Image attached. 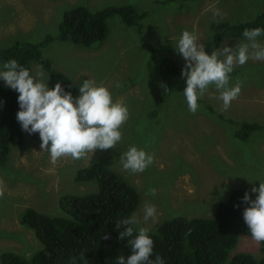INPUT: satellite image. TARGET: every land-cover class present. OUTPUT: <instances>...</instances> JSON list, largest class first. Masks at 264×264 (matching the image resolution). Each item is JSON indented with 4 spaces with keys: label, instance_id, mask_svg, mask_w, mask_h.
Returning a JSON list of instances; mask_svg holds the SVG:
<instances>
[{
    "label": "rangeland",
    "instance_id": "1",
    "mask_svg": "<svg viewBox=\"0 0 264 264\" xmlns=\"http://www.w3.org/2000/svg\"><path fill=\"white\" fill-rule=\"evenodd\" d=\"M0 0V51L16 43L40 44L47 36L56 39L43 47L54 67L74 81L85 79L110 86L113 99L129 109L122 127V141L115 149L96 150L90 158L64 157L52 163L42 152L39 133L24 131L25 141L13 146L6 165H0V179L6 185L0 199V264L5 254L14 252L27 261L43 248L35 231L22 224V213L33 208L48 215L62 214L64 195H84L99 190L97 180L81 181L77 175L92 163H102L120 173L140 194L134 214L148 232L170 218L211 217L221 200L237 187H259L264 182V128L247 141L236 136L242 122L264 126V61L249 60L236 65L229 86L241 84V92L231 106L222 110L220 92L210 86L199 99V110H188L183 91H174L160 103L161 71L145 39L162 48L183 69L185 60L175 48L184 30L197 35L210 55L215 48H235L245 38H225L219 47L215 37L228 26L245 23L264 12V0ZM85 6L91 11L111 7H133L145 13L140 19L143 36L135 26L127 25L120 14L108 19V37L90 46L58 39L59 27L68 10ZM30 8V14L25 11ZM221 15L214 17L213 10ZM30 25L31 29L22 27ZM264 45V36L258 38ZM4 62L0 61V65ZM43 70L51 88L48 69L32 62V74ZM0 82L7 86L2 78ZM120 87L116 88L115 83ZM8 87V86H7ZM211 108H215L213 113ZM218 113L227 119L218 117ZM131 146L154 154L153 164L143 173L123 169L121 156ZM155 188L156 195H145ZM255 197L258 193L253 192ZM146 204L154 205L156 215L143 220ZM249 252L262 256L261 243L252 236L240 235L231 254Z\"/></svg>",
    "mask_w": 264,
    "mask_h": 264
},
{
    "label": "trees",
    "instance_id": "2",
    "mask_svg": "<svg viewBox=\"0 0 264 264\" xmlns=\"http://www.w3.org/2000/svg\"><path fill=\"white\" fill-rule=\"evenodd\" d=\"M169 1L174 0L166 2ZM114 14H120L127 25L135 26L143 36L144 26L140 19L145 13L133 7H111L94 12L85 6H75L68 10L61 22L58 39L83 46L103 41L108 37V19ZM256 27L264 28V12L248 22L230 25L218 33L216 46L219 47L225 38H244L242 33L245 29ZM55 39L49 35L40 44L16 43L0 51V61L15 59L32 74L31 63L36 60L48 69L52 87L60 82L65 91L76 97L82 83L55 69L51 59L43 53V47ZM142 46L160 68L162 89L159 101L163 104L174 91L185 88L182 69L162 48L145 39ZM18 95L0 82V165L7 164L13 146L22 145L25 141L24 130L16 119ZM211 110L216 112L215 108ZM218 117L227 119L219 113ZM241 124L236 136L243 141L264 128L256 122ZM77 179H95L99 190L91 194L64 195L61 200L62 214L48 215L33 208L26 209L20 221L35 231L43 248L33 255L30 262L17 253L8 252L3 264H117V257L123 255L127 258L131 254L128 240L138 234L137 226H134L133 237L121 240L119 234L125 228L121 222L133 215L140 204L138 190L120 173L97 162L82 168ZM246 191L252 199L256 198L246 187H238L219 202L213 216H178L160 224L157 232H148L154 241L150 259L155 261L159 255L165 264H264V242H261L260 258L249 252L231 254L240 235L251 236L243 218L245 208L250 206L243 200ZM106 235L109 238L105 239Z\"/></svg>",
    "mask_w": 264,
    "mask_h": 264
},
{
    "label": "clouds",
    "instance_id": "3",
    "mask_svg": "<svg viewBox=\"0 0 264 264\" xmlns=\"http://www.w3.org/2000/svg\"><path fill=\"white\" fill-rule=\"evenodd\" d=\"M219 15L220 10L214 9L213 16ZM242 35L247 43H239L235 48H215L209 55L196 34L188 30L182 32L175 48L186 62L181 77L185 80L183 95L191 113L195 114L199 110L198 101L210 86L220 92L222 110L226 111L241 92L240 83L229 86L234 67L243 66L250 59L264 61V45L258 42V38L264 36V28L245 29ZM43 77L42 69L33 75L15 59L0 65V78L19 93L16 119L24 131L29 134L39 133L42 152L50 154L52 163L64 157L73 160L90 158L89 154L93 156L98 149L116 148L122 141L121 129L130 114L125 104L113 99L110 86L97 85L94 81L85 79L78 89L79 95L73 97L60 82L50 88L47 84L49 77L46 81ZM115 87L119 88L120 83L116 82ZM153 162L154 154L136 146H131L121 156L123 169L132 174L143 173ZM5 191L6 185L0 179V199L4 197ZM250 191L258 195L252 199L250 193L245 192L243 200L250 206L245 208L243 218L253 240L261 243L264 242V182H260L258 188L253 186ZM156 194L155 188H150L145 193L152 196ZM143 212V220L146 222L156 215V208L146 204ZM121 223L125 228L120 232L119 238L124 240L126 237H133L134 226H139L141 219L133 214ZM107 238L109 237L106 235L105 239ZM128 243L131 254L127 258L123 255L117 257V264H165L159 255L155 257V261L150 259L154 241L147 228L139 227L138 234L129 239Z\"/></svg>",
    "mask_w": 264,
    "mask_h": 264
},
{
    "label": "crops",
    "instance_id": "4",
    "mask_svg": "<svg viewBox=\"0 0 264 264\" xmlns=\"http://www.w3.org/2000/svg\"><path fill=\"white\" fill-rule=\"evenodd\" d=\"M26 1H28V0H25V2H21V7L24 9V7H25V5H26ZM27 14H30V8H28V10H26L25 11ZM23 29H25V30H29V29H31V26L30 25H24L23 27H22ZM54 66V65H53ZM55 68V67H54ZM56 69V68H55Z\"/></svg>",
    "mask_w": 264,
    "mask_h": 264
}]
</instances>
